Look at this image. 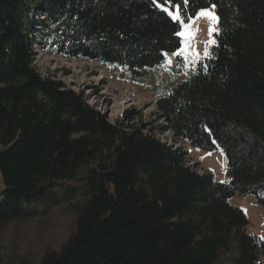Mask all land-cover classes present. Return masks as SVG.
Listing matches in <instances>:
<instances>
[{"label": "trees", "instance_id": "1", "mask_svg": "<svg viewBox=\"0 0 264 264\" xmlns=\"http://www.w3.org/2000/svg\"><path fill=\"white\" fill-rule=\"evenodd\" d=\"M212 3L218 46L207 71H192L167 66L178 38L150 0H0V226L71 200L66 186L85 169L75 232L38 264H262L264 243L230 199L264 206V0H190L189 10ZM35 53L135 85L185 78L155 96L153 122H111L42 76ZM186 143L221 149L228 182L187 166Z\"/></svg>", "mask_w": 264, "mask_h": 264}, {"label": "rangeland", "instance_id": "2", "mask_svg": "<svg viewBox=\"0 0 264 264\" xmlns=\"http://www.w3.org/2000/svg\"><path fill=\"white\" fill-rule=\"evenodd\" d=\"M209 9L211 10V7ZM192 27L193 30L198 29L191 41L192 50L203 55L208 40V21L201 18ZM191 54L189 52V55ZM34 65L42 76L54 77L67 88L82 93L87 103L105 115L109 121L113 122L127 115L126 120H131L134 124L153 122L155 96L185 78L184 73L175 76L167 71L160 80L153 79L146 85H135L119 81L103 68L93 64L39 53H35ZM157 137L165 143L172 142L170 133L158 134ZM184 148L189 157L187 166L195 167L198 163L199 169L213 174L216 183L228 182V162L221 149L209 152L188 143ZM84 175L85 169H79L75 179L67 184L66 188L74 193L71 200L60 203L46 214L40 212L35 218L15 220L0 226V264H38L45 252L59 251L74 234L77 211L84 207L87 201ZM1 190L0 185V192ZM230 204L239 208L246 216V231L264 243V206L259 205L253 196L238 194L230 199ZM260 261L264 264V254L260 255ZM217 264L230 262L218 261Z\"/></svg>", "mask_w": 264, "mask_h": 264}, {"label": "snow or ice", "instance_id": "3", "mask_svg": "<svg viewBox=\"0 0 264 264\" xmlns=\"http://www.w3.org/2000/svg\"><path fill=\"white\" fill-rule=\"evenodd\" d=\"M150 2L159 12L165 14V19L173 27V35L178 38L175 41L176 47L163 53V56L166 57L167 66L180 67L183 65L185 68H191L192 71H195L194 65L199 64L204 71H207V64L204 61L212 58L213 50L218 46V36L220 35L218 25L221 23V19L214 11L215 3L211 4V10L205 7L190 11V0H150ZM201 18L208 21V40L205 43L203 55L193 51L191 45L196 31H198V29L193 30L192 26ZM189 52L192 54L189 55Z\"/></svg>", "mask_w": 264, "mask_h": 264}]
</instances>
